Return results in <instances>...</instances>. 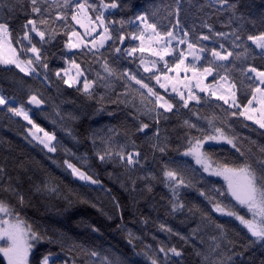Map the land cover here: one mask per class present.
<instances>
[{"label": "snow or ice", "instance_id": "obj_1", "mask_svg": "<svg viewBox=\"0 0 264 264\" xmlns=\"http://www.w3.org/2000/svg\"><path fill=\"white\" fill-rule=\"evenodd\" d=\"M218 3L230 13L228 26L231 27L233 22L236 26L229 32L216 31L205 18L200 28L207 29V34L200 31L199 36H196L195 24L191 28L187 27L189 10L184 8L181 0H175L174 6L153 3L142 10L135 0H99V3L90 0H62V2L61 0H22V2L0 0V65L5 66V71H11L8 66H14L25 77H39L38 69H43V78L47 82L51 69L47 50L43 46L52 45L54 41L67 37L63 47L69 51L61 52L60 58L68 67L55 70L56 77L62 80L64 85L68 88L76 86L77 91H82L89 98H95L97 85L107 90L113 88L111 81L114 79L122 81L126 89L125 94H117L113 91L112 95H115L116 99L102 95L100 101L108 99L112 104L130 107L132 111L128 115L139 123V127L135 132H130L126 128L122 135L115 128H108L107 132L95 130L89 138L95 150V159L101 166L111 164L114 169L121 168L125 173L145 172L149 167L148 158L146 156L142 158L134 138L137 135L146 138L144 142L150 145L154 154L153 160L156 159L157 152L161 156L167 154L171 141L169 136L162 133L161 123L169 120V114L179 112L178 105L182 104L184 109L197 117V120H206L211 131L208 135H205V129L198 123L190 122V119L183 121V126L188 129L187 145L183 155L191 157L195 166L186 163L183 166L169 167L165 164L161 182L171 193L169 203L172 213L182 211L185 207L180 201L181 191L196 189L211 205L212 212L225 217H234L247 229L249 238L247 243L242 245L244 251L235 252L237 245L234 241H228L233 245L231 255H226L219 261V264H241L235 261L233 256L243 257L245 252L257 246L264 252V143L250 137H240L233 126L240 117H243L245 121H251L258 126V129L264 130V30L252 34L249 29V25L253 30L256 29L257 23L264 29V13L257 21L241 12L238 3H229L228 0H218ZM214 6L211 2L207 4L209 8ZM204 7L205 5H200L197 10H202ZM113 10L125 15L132 13V15L127 19L124 16L119 20L109 19L110 16H114ZM161 11L166 12V15L162 16ZM21 16L24 18V23L16 29L14 25ZM173 16L176 17L174 22L171 19ZM165 19L171 23L167 31L162 30L165 25L161 21ZM117 24L120 25L119 28L116 27ZM76 25L83 28L84 32L77 31ZM126 28L130 31H126ZM129 36L131 40L139 41L138 47H123ZM35 37H39V40L36 41ZM223 41L230 42L232 50L226 48ZM249 41L255 46L254 49L249 46ZM204 42H211L214 46L209 48ZM216 44L219 47H216ZM106 46L110 49L111 60L103 53L97 55ZM72 50H79V54L86 59L78 63L77 53ZM137 52L142 54L149 52L155 57V59L141 57L140 67L165 92L169 87L171 88V93L167 97L149 86L138 71L134 72L127 67L120 70L119 65L124 58L134 57ZM69 56L72 59H69ZM256 60L261 62V66H254L253 62ZM100 61H103L100 64L103 74L97 71L95 78L89 79L94 65ZM160 62H163L162 68L158 66ZM181 72L184 73L183 77L180 75ZM188 73H191V76ZM209 77L213 79L212 84L206 82ZM81 80L83 89L78 86ZM130 82L139 85V88H132ZM13 83L19 90L23 85V79L13 80ZM197 90L203 94V97L197 93ZM248 93L251 95L249 96ZM172 94L178 96L179 100H176ZM129 96H132L131 101L128 99ZM208 97L222 101L227 108L216 104L219 113L214 111L211 116L201 117L198 111L192 110L191 102L194 101L197 105L202 103L209 105L213 101ZM137 98L139 103L136 102ZM27 103L40 106L44 104V100L39 98V94H31ZM0 109H7L12 116L22 117L27 121L31 127L27 129L24 138L27 140L31 136L32 139L28 140L30 144L33 140L37 141L47 153H58L63 148L56 133L46 131L36 123L30 115V110L15 94L9 96L0 92ZM145 119L151 123L145 122ZM52 123L55 125L57 121L52 120ZM241 123L245 128L251 127L247 123ZM153 128H155L154 132ZM192 130L199 135L192 136L190 134ZM64 131L72 136L73 140L77 139L70 130L65 128ZM252 131L255 132L257 129L252 128ZM259 135L264 137V132H259ZM121 140L123 142H120ZM224 145L230 147L231 157L228 155L220 157L219 149ZM63 150L66 156L77 161V163H73L71 159L63 161V166L71 171L73 177L85 182L86 185L90 184L102 189L106 195L110 193L109 189L104 188L101 180L91 174L92 158L87 153L76 156L71 149L63 148ZM53 163L57 162L54 160ZM57 166L60 167L59 164ZM204 174L208 177L222 178L223 187L212 184ZM111 175L112 173H109V176ZM137 179L144 182L147 192H151L152 182L158 180V177L147 172ZM132 184L135 188L136 180H132ZM19 186V177L14 182L13 177L7 174L3 166H0V191L17 197L22 209L25 205V196L19 191ZM121 186L125 187V184L121 182ZM31 190L38 194L52 195L60 191L59 185L50 177H45L43 182L33 185ZM113 201L114 206L122 211L119 202L115 198ZM240 209H246L247 214L241 215ZM189 212L193 215L199 212L200 219L208 222L206 226L215 225L218 235L210 237L214 244L211 252L213 255L218 254L222 247L221 241L227 237L225 225L215 223L208 211L199 207L189 209ZM123 227L122 224L117 225L120 230H123ZM161 228L164 229L165 226L161 225ZM165 230L172 232L171 228ZM93 231L98 229L94 228ZM199 231V226L194 228L192 236L198 235ZM176 235L185 244L189 243L188 236L179 233ZM129 236L131 237V232ZM0 242L5 245L0 247V253L3 254L7 264H60L59 255L51 251L35 259L32 258L34 249L45 242L52 243L53 239L34 228L21 215L16 205L3 198H0ZM61 247L63 250V245ZM158 251L164 254L163 261L154 258L151 259V264H182L184 251L179 247L161 246ZM195 254L201 257V264H207L208 257L202 249L197 250ZM85 256L92 260L93 264H96V261H99V264H127L119 258L115 260L107 256L101 258L99 252L95 250L86 251ZM63 264H68L67 260L63 261ZM246 264H256L255 252L248 258ZM259 264H264V256L259 260Z\"/></svg>", "mask_w": 264, "mask_h": 264}, {"label": "trees", "instance_id": "obj_2", "mask_svg": "<svg viewBox=\"0 0 264 264\" xmlns=\"http://www.w3.org/2000/svg\"><path fill=\"white\" fill-rule=\"evenodd\" d=\"M90 2L99 3V0H90ZM135 2L141 10L153 3L164 6L175 5V0H135ZM210 2L215 6L207 7ZM228 2L238 3L241 12L255 18L257 21L264 13V0H228ZM181 4L189 10L187 27L191 28L195 24L197 28L196 36H199L200 31L207 34V29L200 28V24L205 18L208 19L216 31L229 32L231 28L236 26L235 22L231 24V27L228 26L230 13L222 8L218 0H191V4H189V0H181ZM200 5H205V7L198 11ZM113 12L114 16H110L109 19L119 20L121 16L127 19L132 15V13L125 15L117 10H113ZM161 15H166V12L161 11ZM175 18V16L171 18L173 22ZM181 19L183 22V12L181 13ZM69 20H71L70 16ZM23 23L24 18L21 16L14 28L19 29V26ZM161 23L165 25L163 31H167L171 27V23L166 19L162 20ZM116 27L119 28L120 25L117 24ZM76 28L78 31L77 26ZM249 29L252 34L264 30L259 23H257L256 29L253 30L251 25H249ZM126 31H130V29L126 28ZM65 39L67 37L54 41L52 45L43 46L47 50L51 69L47 82L43 78V69H38L40 71L39 77H25L14 66H8L11 71H5V66L0 65V92H4L9 96L15 94L18 100L22 101L26 108L30 110V115L36 123L40 124L46 131L56 133L63 148L71 149L76 156L87 153L92 158L90 161L92 163L91 174L99 178L104 188L109 189L110 193L106 195L102 189L94 185H86L85 182L73 177L71 172L63 166V161L71 159L73 163H77L74 158L66 156L63 148L58 153H47V150L42 149L38 142L32 141L30 144L28 142V140H31L30 136L27 140L24 138L27 129L30 128L27 121L21 117L12 116L7 109H0V166L6 169L7 174L13 177L14 182L19 177V191L25 196V205L21 209L17 197L3 191H0V198L10 200L34 228L53 239L52 243L45 242L34 249L32 258L35 259L51 251L59 255L60 264H63L65 260L68 264H93V261L85 256V252L95 250L99 252L101 258L105 256L113 260L119 258L126 261L127 264H151V259L154 258L163 261L164 254L158 251L161 246L166 248L177 246L184 251L182 264H201V257L195 254L197 250L201 249L207 254V264H219L224 256L231 255L233 245L228 241H234L237 245L234 249L235 252L244 251L242 245L247 243L249 234L247 229L242 227L240 223L233 218L212 212L211 205L199 195L196 189L182 190L180 201L185 204V207L182 211L172 213L171 204L169 203L171 193L161 182L165 164L169 167L183 166L186 163L195 166L189 157L183 155L186 150V134L188 133V129L183 126V121L190 119V122L198 123L200 127L205 129V135H208L211 134V131L208 129L207 121L204 119L197 120V117L184 109L182 104L178 105L179 112L169 114V120L166 123H161L162 133L169 136L171 141L167 154L161 156L157 152L155 153L156 159L153 160L154 154L151 147L144 142L146 138L142 135L134 137L142 153V158L146 156L149 161V167L145 172L125 173L121 168L114 169L111 164L101 166L99 161L95 159V150L89 138L90 134L95 130L107 132L108 128H115L122 135L126 128L130 132H135V129L139 127V123L129 117L128 113L132 111L130 107H125L123 104H112L108 99L100 101L102 95L110 96L113 100L116 99V96L112 95L113 91L117 94H125L126 89L122 81L114 79L111 81L113 88L107 90L97 85L94 93L95 98H89L82 91H77L76 86L68 88L62 80L56 77L55 70L57 68L67 67L63 59L60 58L61 52H67L63 47ZM35 40L38 41L39 37H35ZM223 42L226 48L232 50L230 42ZM204 43L209 48L214 46L211 42ZM117 44H119V41H117ZM248 44L254 49L255 46L250 41ZM38 46L40 45L38 44ZM133 46L138 47V43L128 39L123 47ZM215 46L219 47L218 44ZM73 52L77 53L76 60L78 63L86 59L82 54H79V50ZM109 52L110 49L106 46L97 55L103 53L111 60ZM53 53L56 55L53 56ZM141 57L140 52H137L134 57H125L119 65L120 70L127 67L134 72L138 71L149 86L167 97L170 93L161 89L154 82V79H150L149 74L145 73L143 68L140 67ZM69 59H72V57L69 56ZM102 63L103 61H100V63L94 65L89 79H94L97 71L103 74L100 67ZM253 63L254 66H261L259 60ZM159 67H163L162 62ZM21 78L23 79V85L18 90L13 80H20ZM207 81L213 82V79L209 77ZM82 83L81 80L78 85L80 89H83ZM130 84L132 88H139V85L134 82H130ZM31 94H39V98L44 100V108L31 109L28 106L27 100ZM172 95L175 96V94ZM200 95L203 97V94ZM248 95L251 94L248 93ZM128 99L131 101L132 96H129ZM175 99L179 100V97L175 96ZM208 99L213 103L197 105L194 101L191 102L192 110L198 111L199 115L203 117L211 116L214 111L219 113L220 110L216 108V104L227 108V105H223L222 101H215L213 97H208ZM136 102L139 103L138 98ZM109 113H112V115H109ZM52 120H56L57 123L54 125ZM145 122L151 123L146 119ZM241 122L247 123L251 127L245 128ZM233 126L240 137H250L264 143V137L259 135V132H264V130L258 129V126L251 121H245L243 117H240ZM65 128L70 130L77 139L73 140L72 136L64 131ZM252 128H256L257 131H252ZM154 131L155 128H153ZM151 134L149 133V135ZM190 134L192 136L199 135L195 130H192ZM219 154L221 158L225 155L231 157L230 147L224 145L219 149ZM54 160L57 163H53ZM147 172H151L158 177V180L152 182L153 190L151 192H147L144 182L137 179L138 176L146 175ZM109 173H112V175L109 176ZM45 177H50L55 184L59 185L60 191L58 194H38L31 190L33 185L43 182ZM205 177L217 187H223L224 185L221 178L208 177L207 175ZM132 180H136L135 188ZM121 182L125 184V187L121 186ZM113 198L119 202L122 211L114 206ZM196 207L208 211L215 223L223 224L227 229V237L221 241L222 247L218 254L213 255L211 252L214 244L210 237L218 235L215 225L206 226L208 222L200 219L199 212L195 215L189 212V209ZM240 214L246 215V209H240ZM121 224L124 226L123 230L117 228V225ZM161 225H164L165 228L162 229ZM198 226L200 228L199 234L193 237L192 230ZM94 228L98 231H93ZM167 228H171L172 232L166 231ZM129 232H131V237ZM176 233L188 236L189 243L185 244ZM130 239L131 243H129ZM201 241H203L202 244ZM61 245H63V250ZM253 252H255L256 264H259L264 252L260 251L258 246L245 252L243 257L237 255L233 256V259L241 262V264H246ZM0 264H6L1 254ZM96 264H99V261H96Z\"/></svg>", "mask_w": 264, "mask_h": 264}, {"label": "rangeland", "instance_id": "obj_3", "mask_svg": "<svg viewBox=\"0 0 264 264\" xmlns=\"http://www.w3.org/2000/svg\"><path fill=\"white\" fill-rule=\"evenodd\" d=\"M138 23V22H137ZM77 27H78V31L79 32H81V33H83L84 32V29L83 28H80L78 25H76ZM129 39L131 40V37L129 36ZM137 43H138V46H139V41H136ZM175 43V42H174ZM185 48H186V45L184 46ZM66 51L68 52L69 50H67L66 49ZM72 51H74V50H72ZM142 54V53H141ZM142 57L143 58H145V59H155V57H152L151 56V53H149V52H146V53H143L142 54ZM163 63V62H162ZM160 64H161V62H160ZM159 66V65H158ZM68 67V66H67ZM166 71V70H165ZM62 75H63V73H62ZM180 75H181V77H183V75H184V73L183 72H181L180 73ZM188 75L189 76H191V73H188ZM208 79V78H207ZM154 82L156 83V81L154 80ZM206 82L208 83V84H212L213 82H209V81H207L206 80ZM80 83V82H79ZM158 86H159V84H157ZM82 87H83V83H82ZM160 87V86H159ZM146 91V90H145ZM169 93H171V88L169 87L168 88V90H167ZM197 93L199 94V91L197 90ZM214 98V97H213ZM22 118V117H21ZM31 127V126H30ZM39 135H43V133H39ZM30 138H31V136H30ZM32 139V138H31ZM34 142H37V141H35V140H33ZM185 157V156H184ZM190 159H191V157H189ZM193 163H194V161H193ZM70 171V170H69ZM71 172V171H70ZM205 175H207V174H205ZM76 178V177H75ZM217 178H220V177H217ZM76 179H78V178H76ZM222 179V178H221ZM79 180V179H78ZM80 181V180H79ZM224 183V182H223ZM230 218H233V219H235L234 217H230ZM236 220V219H235ZM238 223H240L238 220H236ZM242 227H244L242 224H240ZM245 228V227H244ZM246 229V228H245ZM2 246H5L2 242H0V247H2ZM1 254V256L3 257V254L2 253H0ZM3 259H4V257H3ZM4 261H6L5 259H4ZM6 264H7V261H6Z\"/></svg>", "mask_w": 264, "mask_h": 264}, {"label": "water", "instance_id": "obj_4", "mask_svg": "<svg viewBox=\"0 0 264 264\" xmlns=\"http://www.w3.org/2000/svg\"><path fill=\"white\" fill-rule=\"evenodd\" d=\"M126 45V42H125V44L123 45V46H125ZM28 106L31 108V109H39V108H44V104L43 105H40V106H36V105H30V104H28Z\"/></svg>", "mask_w": 264, "mask_h": 264}]
</instances>
